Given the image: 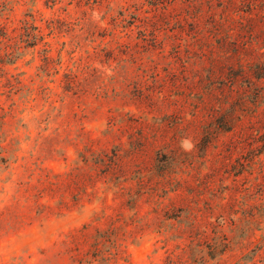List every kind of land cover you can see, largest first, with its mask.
Segmentation results:
<instances>
[{
	"label": "rangeland",
	"instance_id": "1",
	"mask_svg": "<svg viewBox=\"0 0 264 264\" xmlns=\"http://www.w3.org/2000/svg\"><path fill=\"white\" fill-rule=\"evenodd\" d=\"M0 264H264V0H0Z\"/></svg>",
	"mask_w": 264,
	"mask_h": 264
},
{
	"label": "clouds",
	"instance_id": "2",
	"mask_svg": "<svg viewBox=\"0 0 264 264\" xmlns=\"http://www.w3.org/2000/svg\"><path fill=\"white\" fill-rule=\"evenodd\" d=\"M190 144V140L188 139H182L181 140V147L185 150H188V145Z\"/></svg>",
	"mask_w": 264,
	"mask_h": 264
}]
</instances>
